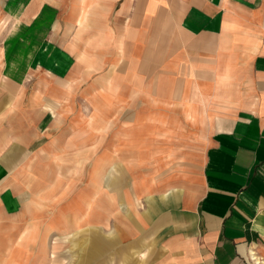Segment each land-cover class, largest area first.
Listing matches in <instances>:
<instances>
[{
	"label": "crops",
	"instance_id": "crops-1",
	"mask_svg": "<svg viewBox=\"0 0 264 264\" xmlns=\"http://www.w3.org/2000/svg\"><path fill=\"white\" fill-rule=\"evenodd\" d=\"M4 7L11 27L2 47L7 89L0 110L16 106L25 118L22 128L12 124L0 134V220L21 215L28 198L46 196L40 187L55 174L47 158L61 152L49 144L32 152L30 147L47 140L52 126L57 129L55 111L72 102L83 82L85 93L101 92L88 83L94 69L120 70V63L130 61L131 72L113 75L135 82L148 76L153 83L156 67L167 93L213 94L227 109L207 138L203 186L190 210L175 204L168 216L164 210L153 216V187L144 195L148 219L165 216L174 225L157 235L177 238L167 257L180 256L187 264H256L251 251L264 237V0H4ZM172 26L178 34L170 33ZM158 29L165 35L155 37ZM148 61L149 68L143 64ZM8 88L18 90L15 102ZM31 115L38 119L32 131ZM139 125L144 127L119 143V159L129 158L125 165L153 164V117ZM109 165L103 181L116 189L120 180L110 172L124 168ZM141 188L131 186L135 198Z\"/></svg>",
	"mask_w": 264,
	"mask_h": 264
},
{
	"label": "rangeland",
	"instance_id": "rangeland-1",
	"mask_svg": "<svg viewBox=\"0 0 264 264\" xmlns=\"http://www.w3.org/2000/svg\"><path fill=\"white\" fill-rule=\"evenodd\" d=\"M10 27L4 0H0V100L7 89L1 73L2 47ZM170 33L178 34L175 26ZM153 35L164 36L165 30L158 29ZM120 64V70L113 66L105 68V72L103 68L94 69L95 75L88 83L95 84L101 92L85 93L87 83L83 82L72 102L63 104L52 115L54 120L60 118L57 129L52 126L47 140L39 139L31 145V152L49 144L51 149H60L57 151L61 154L47 158L55 174L47 185L40 187H45L46 196L28 198L21 215L0 220V264L188 263L180 256H176L178 260L167 257L170 253L166 248H175L177 238L161 239L157 235L171 232L174 225L165 216L153 218L152 223L148 219L150 200L144 195L149 194L148 187L152 186L153 216L162 210L168 216V210L175 204L190 210L192 198L203 186L201 168L207 138L214 131L215 120L227 109L219 100L216 103L213 94H185L182 98L183 94L167 93L165 76L156 67L153 83L148 76L135 82L134 77L113 75L127 74L133 69L130 61ZM143 64L149 68L150 62ZM103 73H111L112 77H103ZM151 88L153 92L148 91ZM8 91L14 93V102L16 97L19 99L18 90L8 88ZM10 111L8 116L5 109L0 110V134L12 124L23 126L25 117L21 110L14 106ZM150 117H153V164L125 165L124 159L129 158L119 159V143L134 129L144 127L139 123L149 122ZM28 120L32 131L37 116L31 115ZM147 155L146 163L151 159ZM107 162L109 168L118 163L124 168V172H110L120 180L119 189L108 188L103 181ZM136 183L138 187L144 186L138 189L137 198L131 189ZM56 193L60 197L53 196ZM108 240L113 244L107 246ZM91 250L92 257L86 260ZM255 250L264 259V237Z\"/></svg>",
	"mask_w": 264,
	"mask_h": 264
},
{
	"label": "bare ground",
	"instance_id": "bare-ground-1",
	"mask_svg": "<svg viewBox=\"0 0 264 264\" xmlns=\"http://www.w3.org/2000/svg\"><path fill=\"white\" fill-rule=\"evenodd\" d=\"M252 253V260L256 263V264H264V259L262 257H260L256 250L251 251Z\"/></svg>",
	"mask_w": 264,
	"mask_h": 264
}]
</instances>
